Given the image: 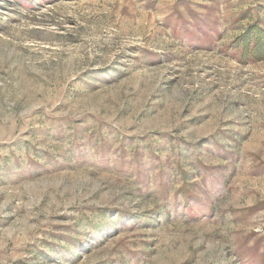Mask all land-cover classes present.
I'll use <instances>...</instances> for the list:
<instances>
[{"label":"rangeland","instance_id":"374dc122","mask_svg":"<svg viewBox=\"0 0 264 264\" xmlns=\"http://www.w3.org/2000/svg\"><path fill=\"white\" fill-rule=\"evenodd\" d=\"M219 3L0 0V264H264V6Z\"/></svg>","mask_w":264,"mask_h":264},{"label":"trees","instance_id":"16d2710c","mask_svg":"<svg viewBox=\"0 0 264 264\" xmlns=\"http://www.w3.org/2000/svg\"><path fill=\"white\" fill-rule=\"evenodd\" d=\"M240 51V60L249 62L250 60H264V29L257 25H251L227 48ZM184 198L188 196L183 194Z\"/></svg>","mask_w":264,"mask_h":264},{"label":"crops","instance_id":"0c3cea01","mask_svg":"<svg viewBox=\"0 0 264 264\" xmlns=\"http://www.w3.org/2000/svg\"><path fill=\"white\" fill-rule=\"evenodd\" d=\"M222 3L227 7L228 3L233 4V9L235 10H243L248 9L249 7L254 6L256 3L263 4L264 6V0H220L219 6L222 7ZM200 16L204 17L201 13H199ZM259 15L264 18V14L259 12Z\"/></svg>","mask_w":264,"mask_h":264}]
</instances>
